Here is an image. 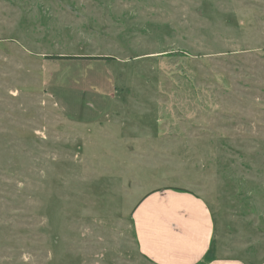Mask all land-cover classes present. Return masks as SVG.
<instances>
[{
    "label": "rangeland",
    "instance_id": "1",
    "mask_svg": "<svg viewBox=\"0 0 264 264\" xmlns=\"http://www.w3.org/2000/svg\"><path fill=\"white\" fill-rule=\"evenodd\" d=\"M167 187L206 262L264 261V0H0V264H155L132 213Z\"/></svg>",
    "mask_w": 264,
    "mask_h": 264
},
{
    "label": "crops",
    "instance_id": "2",
    "mask_svg": "<svg viewBox=\"0 0 264 264\" xmlns=\"http://www.w3.org/2000/svg\"><path fill=\"white\" fill-rule=\"evenodd\" d=\"M131 221L139 253L155 264H248L233 257L206 262L214 222L206 203L191 192H152L133 210Z\"/></svg>",
    "mask_w": 264,
    "mask_h": 264
},
{
    "label": "trees",
    "instance_id": "3",
    "mask_svg": "<svg viewBox=\"0 0 264 264\" xmlns=\"http://www.w3.org/2000/svg\"><path fill=\"white\" fill-rule=\"evenodd\" d=\"M55 58H57V59H63V60H65V59H71V58H73V57H55ZM94 59H99V60H110V59H112V58H109V57H95ZM166 189H175V190H180V191H185L184 189H181V188H176V187H167ZM158 190H160V189H156V190H153V191H151V192H149V193H147L140 201H139V203L147 196V195H149L150 193H152V192H156V191H158ZM138 203V204H139ZM137 204V205H138ZM136 205V206H137ZM136 208V207H135Z\"/></svg>",
    "mask_w": 264,
    "mask_h": 264
}]
</instances>
